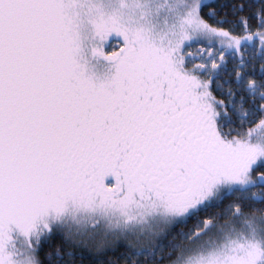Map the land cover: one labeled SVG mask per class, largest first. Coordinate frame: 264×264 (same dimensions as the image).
<instances>
[{
	"label": "snow or ice",
	"instance_id": "6c2138e0",
	"mask_svg": "<svg viewBox=\"0 0 264 264\" xmlns=\"http://www.w3.org/2000/svg\"><path fill=\"white\" fill-rule=\"evenodd\" d=\"M0 264H264V0H0Z\"/></svg>",
	"mask_w": 264,
	"mask_h": 264
}]
</instances>
